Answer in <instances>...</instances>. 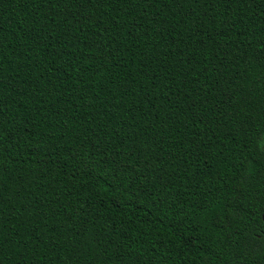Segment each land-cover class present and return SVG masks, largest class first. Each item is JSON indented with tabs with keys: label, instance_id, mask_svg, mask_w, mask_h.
Segmentation results:
<instances>
[{
	"label": "trees",
	"instance_id": "obj_1",
	"mask_svg": "<svg viewBox=\"0 0 264 264\" xmlns=\"http://www.w3.org/2000/svg\"><path fill=\"white\" fill-rule=\"evenodd\" d=\"M0 264H264V0H0Z\"/></svg>",
	"mask_w": 264,
	"mask_h": 264
}]
</instances>
